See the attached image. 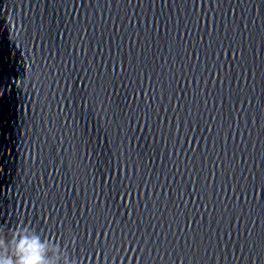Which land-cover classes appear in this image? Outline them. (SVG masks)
<instances>
[{
  "label": "water",
  "instance_id": "95a60500",
  "mask_svg": "<svg viewBox=\"0 0 264 264\" xmlns=\"http://www.w3.org/2000/svg\"><path fill=\"white\" fill-rule=\"evenodd\" d=\"M21 220L77 264H264V0H0Z\"/></svg>",
  "mask_w": 264,
  "mask_h": 264
},
{
  "label": "clouds",
  "instance_id": "9594fccd",
  "mask_svg": "<svg viewBox=\"0 0 264 264\" xmlns=\"http://www.w3.org/2000/svg\"><path fill=\"white\" fill-rule=\"evenodd\" d=\"M0 264H77V262L59 243L45 238L31 225L21 220L9 230L7 237H0Z\"/></svg>",
  "mask_w": 264,
  "mask_h": 264
}]
</instances>
